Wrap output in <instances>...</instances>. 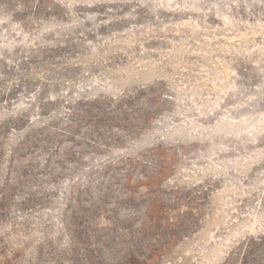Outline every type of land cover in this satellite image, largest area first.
Segmentation results:
<instances>
[{"label": "rangeland", "instance_id": "obj_1", "mask_svg": "<svg viewBox=\"0 0 264 264\" xmlns=\"http://www.w3.org/2000/svg\"><path fill=\"white\" fill-rule=\"evenodd\" d=\"M0 264H264V0H0Z\"/></svg>", "mask_w": 264, "mask_h": 264}]
</instances>
